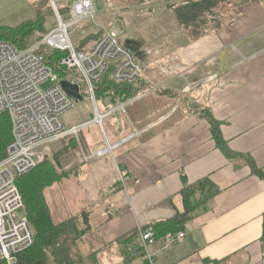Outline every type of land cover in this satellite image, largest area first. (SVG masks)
Returning a JSON list of instances; mask_svg holds the SVG:
<instances>
[{"label": "crops", "instance_id": "obj_1", "mask_svg": "<svg viewBox=\"0 0 264 264\" xmlns=\"http://www.w3.org/2000/svg\"><path fill=\"white\" fill-rule=\"evenodd\" d=\"M35 1L54 13L51 0ZM218 1L217 18L199 36L180 23L175 6L143 7L173 11L177 34L169 31L157 64L140 67L134 87L142 97L108 117L115 118L106 144L96 138L85 143L89 151L68 152L81 208L59 222L77 217L89 226L74 264H264V0ZM16 2L0 0V7ZM53 2L58 9L65 4ZM169 91L179 93L180 103L156 110L153 95ZM207 112L219 122L231 158L217 145ZM121 141L112 153L97 155L107 142ZM202 180L216 192L171 233L184 231V239L170 242L161 223L185 211V188ZM212 190H197L192 199ZM148 226L157 234L149 247L153 262L141 250L140 231Z\"/></svg>", "mask_w": 264, "mask_h": 264}, {"label": "built area", "instance_id": "obj_2", "mask_svg": "<svg viewBox=\"0 0 264 264\" xmlns=\"http://www.w3.org/2000/svg\"><path fill=\"white\" fill-rule=\"evenodd\" d=\"M51 1L58 24L38 43L20 48L13 41L0 38V116L7 114L12 124V140L6 147L4 157H0V258L9 264L17 262L19 256L35 243V234L25 215L24 199L17 178L28 174L48 158L44 149L68 137H78L90 124L99 125L104 136H107L104 120L117 111L126 112V103L118 99L113 107L101 112L95 84L109 73L114 82L133 85L139 81L141 72L132 51L119 42V29L105 27L95 21L98 13L95 0L74 2L69 9V21L63 20L60 10ZM84 20H91L103 30V35L96 39L89 53L78 50L69 33L72 26ZM42 48L62 52L64 55L59 60V66L67 72L77 71L84 79L94 102V117L91 120L66 126L63 114L76 102L61 87L60 82L64 79L48 63L46 55L40 51ZM49 81L54 86L43 89L42 85ZM70 81L80 86L77 81ZM140 97L141 94L132 100ZM143 132L144 129L135 130L134 135ZM122 142H107V146L97 155L112 153ZM90 158L86 157L87 160ZM184 236V231L176 235L170 233L168 240L181 242ZM140 237L142 252L153 262L149 251L156 240L153 227L141 229Z\"/></svg>", "mask_w": 264, "mask_h": 264}, {"label": "rangeland", "instance_id": "obj_3", "mask_svg": "<svg viewBox=\"0 0 264 264\" xmlns=\"http://www.w3.org/2000/svg\"><path fill=\"white\" fill-rule=\"evenodd\" d=\"M76 1L78 0H65L63 6L58 5L64 21L70 20L69 9L72 5L71 3ZM95 1L98 9L95 21L105 27H116L119 29V42L132 51L139 66L142 68L146 66L145 64L148 66L151 63L157 64L158 62L153 60L160 55V50L162 51L167 46L169 31H173V36L177 34V29L174 26L176 23L175 15L170 10L158 8L156 11L150 12L147 8L144 10L143 7L152 4L166 7L168 5L166 0ZM33 2L36 4L31 6L30 3H22L20 0L15 5L10 4V7H0V24L7 27H16L29 20H37L38 18L41 20L40 23L32 27V33L21 40L22 43H38L46 33L58 24L55 12L51 13L49 6L38 5L35 0ZM40 15H42L43 19L40 18ZM161 26L164 27L162 28ZM69 33L74 46L78 50L89 53L97 37L103 35V30L91 20H84L80 24L72 26L69 29ZM60 75L62 79L76 80L81 86V92L84 97L83 101L75 103L73 108L63 114L66 126L71 127L91 120L94 117V102L88 94L84 79L77 71L60 72ZM52 86H54V83L49 81L44 83L42 88L49 89ZM155 95L157 99L155 97L152 102H155L156 110L180 103L179 93L169 91L165 94L156 93L153 96ZM183 96V94L180 95V97ZM97 104L101 112H105L106 109L103 108L105 104L110 105L109 108L114 106L110 102V97L97 98ZM114 118L111 117L104 120V128L107 135H110L109 120H114ZM96 138H102L103 143L101 146L106 144L101 127L97 124H90L81 131L78 137H68L57 141L51 147L43 150L48 153V159L56 164L57 171L62 175L60 181L45 189L50 211L55 221L59 222L63 217L76 215L81 208L79 204V200L82 198L80 180L76 179L79 174L74 168L68 169L67 165L74 160L72 156L68 161V152L73 150V147H75V150L80 151L83 147V149L89 151L85 143H91ZM20 216H22L21 213Z\"/></svg>", "mask_w": 264, "mask_h": 264}, {"label": "trees", "instance_id": "obj_4", "mask_svg": "<svg viewBox=\"0 0 264 264\" xmlns=\"http://www.w3.org/2000/svg\"><path fill=\"white\" fill-rule=\"evenodd\" d=\"M172 1V2H171ZM167 6L176 7L175 12L178 20L190 32L199 36L206 33L208 29L204 27L208 20L217 18L216 4L218 0H189L184 4L176 5L174 0H166ZM41 20H30L16 27H7L0 24V38L13 41L20 48L30 46V43H22L21 40L28 34L32 33L33 26L40 23ZM99 37V36H98ZM97 37V38H98ZM48 60V63L59 74L67 73L59 66V60L64 55L62 52L49 51L40 49ZM61 76V75H60ZM76 82L74 79H70ZM96 98L110 97L111 104L115 105L117 100L123 102L138 95L134 84H118L114 82L110 74H105L99 82L95 84ZM206 112V110H205ZM209 114L206 117L211 123L212 133L217 142V145L225 152L228 158L233 156L232 152L226 146L220 130V124L214 117ZM12 140V124L10 117L7 114L0 116V157H4L6 147ZM260 176L263 174L260 170L255 169ZM61 174L57 171L56 164L46 158L34 170L26 175L17 178V185L23 196L25 204V215L30 221L34 234L35 243L33 246L21 254L17 262L13 264H74L77 256L74 253L76 244L82 238L84 233L89 229V226H83L77 217L69 218L63 222H55L51 215L49 203L45 194V189L56 181L61 179ZM196 185V186H195ZM195 187L187 186L184 190L185 195V211L180 213L175 220L165 221L161 223L164 230L170 233L176 232L185 222L193 217L195 211L204 206L209 199L212 198L215 190H212L213 185L209 180H202L196 183ZM209 187L210 195L193 200V195L197 190H203ZM198 202V203H197ZM86 218L83 215V219ZM153 227V226H152ZM154 231L156 228H154ZM168 232V233H169ZM156 233V231H155ZM157 235V234H156ZM0 264H9L0 258Z\"/></svg>", "mask_w": 264, "mask_h": 264}, {"label": "water", "instance_id": "obj_5", "mask_svg": "<svg viewBox=\"0 0 264 264\" xmlns=\"http://www.w3.org/2000/svg\"><path fill=\"white\" fill-rule=\"evenodd\" d=\"M60 85L67 95H69L76 103L84 100V97L80 92V86L77 83L64 79L60 82Z\"/></svg>", "mask_w": 264, "mask_h": 264}]
</instances>
